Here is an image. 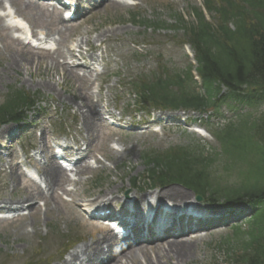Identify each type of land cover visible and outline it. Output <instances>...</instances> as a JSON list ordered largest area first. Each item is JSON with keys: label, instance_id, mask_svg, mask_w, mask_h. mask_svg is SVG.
Listing matches in <instances>:
<instances>
[{"label": "rangeland", "instance_id": "rangeland-1", "mask_svg": "<svg viewBox=\"0 0 264 264\" xmlns=\"http://www.w3.org/2000/svg\"><path fill=\"white\" fill-rule=\"evenodd\" d=\"M143 1V5L136 9L120 8L113 5L102 8L96 13L94 18L84 22V24L78 26L77 29L71 27L70 31L71 33H75L77 35H81L83 32L87 31H91L92 33L96 31L101 23H103L102 21L106 20L114 21L116 24H120V27H123L124 24L136 25L135 23L131 22L135 21L131 19V17H133L135 14H138L145 20L158 19L161 21L170 22L172 17L176 14H183L184 16L188 17L192 6L194 7L196 5L202 4V0ZM39 10L42 9L37 8L36 11ZM36 11H30L24 17L30 20V23H36L42 27H48L47 23H45L48 21V16H44L43 13ZM3 26L0 25V103L3 101L4 96L9 92L11 87L29 90L33 93L38 92L41 98L49 97L52 94L49 93L46 88L35 87L36 85L40 86L41 79L43 82L48 83L47 85L49 86H52V82H55L56 85L57 81H59L61 83L60 86L63 87V96H65V99H67L69 102H73L71 97H74L76 101H79V95L82 93V90L79 89V80L77 78L71 76L70 72L65 71L64 66L58 61L57 66L52 60L54 58L49 59L46 56L29 54L26 49L18 46L15 42L6 40V37H10V32L5 30ZM58 38L59 39H57V41L61 39L60 37ZM113 46V54L115 57L118 58L119 54H122L123 52L126 54H124L121 59H124V65L120 62L118 65L114 64L112 69H117L124 66L126 73H130L137 72L140 66L147 67L149 65V62L146 61H132L127 50L123 51L121 42H115L113 43ZM16 51L22 55H18L16 60L24 58V61L21 64L8 67L7 64L10 62L11 56H13L12 54H14ZM25 57L28 59L30 58L31 60L27 63V61H25ZM49 100L51 99L49 98ZM49 105L52 106L51 108H64L56 98L54 101H51ZM124 135L127 134H123L122 136L116 135L114 136V140H116V142L120 145L122 152L119 154L123 157V160H126L128 168L122 170L119 169L116 172H112L108 176H98V180L101 179L103 180L101 182H105H100L101 184L97 183L96 186L94 184L95 182H87L83 185H80L83 190L81 192L77 191L76 195V199L79 203L83 201L84 196L89 197L97 193L104 192L107 189L116 190V188L122 185L125 179L132 178L144 170V166L142 165L140 159V149L142 147L151 145L153 143H158L163 146L170 144L169 140L167 139H157L156 137L149 134L134 136L133 139H127L130 136ZM77 137L78 134L73 133L68 138V141L72 142ZM124 139H127L128 141H125ZM125 149L126 153L123 155ZM104 152L109 153L107 148L105 151L100 152V154L104 155ZM119 154L111 153L112 158L109 159L111 165H118L120 163L115 161L117 157L114 156ZM23 186L24 184L20 182L21 189ZM174 188L179 189L177 187ZM23 189L22 191H24ZM25 190H27V188ZM53 212L54 214L52 216L47 215V217H45V215L39 214L36 218L34 216H29L14 223L0 222V255L11 254L18 258L28 248L34 247L36 242L44 240H50V248L54 250L59 245V241L54 240V238H58L68 232H73L77 229L78 225H84V223H82L81 219L79 218V215L73 209H71V207L66 209L63 206H59ZM87 227L88 226H86L84 229L87 230ZM51 231H54L55 237H51V235H49V232L51 233ZM46 233H48L47 236ZM97 235L98 233H95L94 235L88 234L85 241L90 244V242H93L97 238ZM213 238L215 237H205L201 243L196 244L195 247L193 246V249L190 248L189 251H187V257L189 259L187 264H204L207 258L211 257L212 255L219 258L220 254L216 250L205 247V245ZM183 255L185 254L183 253ZM139 257H141V255ZM164 261H166V259L163 260L162 263H164ZM126 262V264H136L133 262V260Z\"/></svg>", "mask_w": 264, "mask_h": 264}, {"label": "trees", "instance_id": "trees-1", "mask_svg": "<svg viewBox=\"0 0 264 264\" xmlns=\"http://www.w3.org/2000/svg\"><path fill=\"white\" fill-rule=\"evenodd\" d=\"M241 27L235 34L229 35V39L237 40L232 43L233 48L222 46L218 47L216 51L205 50L206 59H208L206 74L209 76V80L219 79L218 81L227 85L246 83L264 85V20H261L260 24H256L250 33ZM207 93L211 95L209 83ZM195 99L200 103L203 101L200 96H196ZM21 102L25 103V99L17 100L16 104L5 103L0 106V121L13 115L16 106L19 107ZM256 130L260 136L264 137V118ZM153 162L165 167L168 173L186 184L202 187L206 183L204 172L196 170L194 166L191 167L190 161L183 163L181 159L163 155L155 160L147 161V163ZM200 172L203 174L202 176L198 174ZM167 177L169 176L167 175ZM243 193L254 197L260 193L264 194V181L252 185ZM235 264H264V237L250 239Z\"/></svg>", "mask_w": 264, "mask_h": 264}, {"label": "bare ground", "instance_id": "bare-ground-1", "mask_svg": "<svg viewBox=\"0 0 264 264\" xmlns=\"http://www.w3.org/2000/svg\"><path fill=\"white\" fill-rule=\"evenodd\" d=\"M2 4H3V1L0 0V6ZM18 55H20V54H18ZM16 59H17V55L11 56L10 62L7 64L8 67H10V66L12 67V66L21 64L24 61V58H21L19 60H16ZM30 60H31L30 58L28 59L25 57V61H27V63ZM86 108H88L87 105H79V109L81 110V114H82L83 119L85 121L86 130L89 134H93V132L95 130V126L93 124L92 117L90 116V114H87V112L90 113V110L87 109L88 110L87 112L83 111V109H86ZM48 171H51V172L47 173V177L49 178L50 182L55 184V185H59L65 179V172L59 166L56 167L55 165H51L49 167ZM85 171H89V168L80 169L77 167V169H76V172L79 174H82ZM46 181H47L48 186H50L48 179H46ZM163 195L170 198L172 201H178L179 200V197L176 196L174 193H164ZM189 245L190 244H187V243L185 244V243H181V242H175V243L167 244L168 248L166 250V253L168 255H170L173 251H178L180 253L179 247H183L184 249L187 250L190 247ZM183 258H184L183 255H181V253H180V255H178V261L176 264H180V262L182 261ZM175 261H176V259L170 260L169 262H167V264H173ZM150 264H154V262H151Z\"/></svg>", "mask_w": 264, "mask_h": 264}]
</instances>
